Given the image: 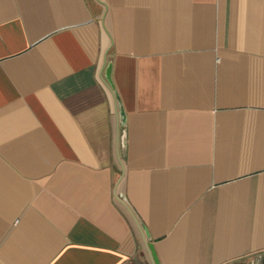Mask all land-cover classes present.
<instances>
[{"label": "crops", "instance_id": "1", "mask_svg": "<svg viewBox=\"0 0 264 264\" xmlns=\"http://www.w3.org/2000/svg\"><path fill=\"white\" fill-rule=\"evenodd\" d=\"M117 195L157 264H264V0H0V264H151Z\"/></svg>", "mask_w": 264, "mask_h": 264}, {"label": "water", "instance_id": "2", "mask_svg": "<svg viewBox=\"0 0 264 264\" xmlns=\"http://www.w3.org/2000/svg\"><path fill=\"white\" fill-rule=\"evenodd\" d=\"M109 63L107 64L106 66V72L109 71ZM119 114L122 118V114H121V111H119ZM117 118L119 119L118 117V112H117ZM117 199L128 209V211L130 212L132 218L134 219L138 229H139V232L141 234V237H142V240L144 242V245H145V248H146V251L148 253V256H149V260H150V263L151 264H157L158 263V256L156 254V251H155V248H154V244L152 243L151 241V238L149 236V233L145 227V225L143 224L142 221H140V219L136 216V214L132 211V209L129 207L127 201L124 199V198H121L120 195H117Z\"/></svg>", "mask_w": 264, "mask_h": 264}]
</instances>
